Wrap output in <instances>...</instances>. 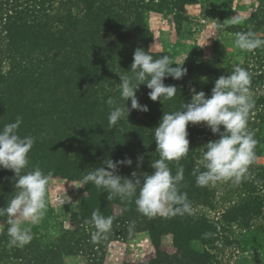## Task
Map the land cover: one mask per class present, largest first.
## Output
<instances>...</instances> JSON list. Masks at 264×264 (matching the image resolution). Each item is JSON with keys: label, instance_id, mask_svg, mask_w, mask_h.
<instances>
[{"label": "trees", "instance_id": "obj_1", "mask_svg": "<svg viewBox=\"0 0 264 264\" xmlns=\"http://www.w3.org/2000/svg\"><path fill=\"white\" fill-rule=\"evenodd\" d=\"M173 11L185 12L186 6H176L173 0H0V128L20 117L18 134L35 139L28 154L29 165L22 174L39 167L54 179L80 182L96 168H106L104 160L126 157L133 163L118 169L122 177L131 178L133 171L154 172L151 163L160 158L154 128L164 113L182 111V106L191 101L192 81L200 72L197 69L206 66L209 70L202 54L197 64L192 62L188 79H165L166 85L177 88L171 100L154 102L148 96L151 90L146 85L139 86L136 95L140 104L147 105V112L131 110L128 118L110 127L107 100L112 98L118 105L131 108L130 99L125 101L120 95V76H132L130 68L137 48L149 52L153 33L145 16L149 12ZM175 16L181 34L186 18ZM249 30L264 36V0H259V8L251 14L250 21L234 33ZM256 59H260L263 68L259 75L258 70L245 63L254 101L248 126L255 115L259 129H264V58ZM5 64L9 70L3 73ZM209 71L212 75L225 73L224 68ZM187 131L188 154L179 162H168V166L172 175L179 168L184 169V179L178 187L187 194L190 211L149 217L137 210L136 197L131 201L119 196L109 200L106 190L90 182L84 186L86 196L79 211L71 216L72 226L62 230L55 244H48L46 236L35 235L23 247L12 246L7 230L3 231L0 264H46L49 257L56 255L85 264H106L109 242L131 239L142 232L149 233L157 257L140 264H213L230 244L228 225L248 229L252 221L264 220V167L257 164L255 149L256 158L250 164L253 179L245 176L242 190L232 197L228 195L226 212L220 221H215L197 210L216 209L218 201L211 185L202 187L196 182L199 173L206 170L200 163L197 139L207 135L214 141L218 134L191 124ZM14 175L11 170L0 168V208L7 207L16 194ZM138 192L139 189L137 195ZM116 206L121 209L120 214L115 212ZM96 209L114 220L107 238L93 242L96 228L91 215ZM166 237L172 239L177 250L173 255L161 252ZM193 242L212 247L215 255L209 250L194 249Z\"/></svg>", "mask_w": 264, "mask_h": 264}, {"label": "clouds", "instance_id": "obj_2", "mask_svg": "<svg viewBox=\"0 0 264 264\" xmlns=\"http://www.w3.org/2000/svg\"><path fill=\"white\" fill-rule=\"evenodd\" d=\"M242 18L234 16L230 23H241ZM235 45L242 50L252 51L264 46V39L249 30L236 34ZM184 63V62H183ZM183 63L174 62L168 55L154 58L143 48H137L133 54L130 72L132 76H120V95L131 101V108L126 104L118 105L112 98L107 100L111 111L109 125L114 127L123 118H128L131 110L147 112V105L139 103L136 92L140 85H146L152 101L171 100L177 92L174 85H166L165 79L171 77L181 80L187 75ZM176 64L175 67L172 65ZM251 76L241 66H236L230 75H221L211 90V96L197 92L195 88L191 101L185 103L182 111L164 113L158 126L154 128V139L159 159L151 163L152 174L131 173V178L118 174L121 166H131V158L113 161L106 159L104 166L96 168L83 176L77 188L90 182L108 193V199L119 196L121 200L131 201L136 197L137 210L149 217L169 216L190 211L187 194L181 193L179 184L184 179L181 167L172 175L168 162H179L189 152L188 125L205 124L218 139L209 141L204 146L202 163L206 169L196 177L199 186L215 185L220 181L233 180L239 183L255 160L257 140L248 129V119L254 101L250 93ZM22 119L17 117L14 123L0 128V168L11 170L15 180L16 194L7 207L0 208V216H7V234L10 245L23 247L31 242L30 228L24 224L36 225L43 219L49 201L46 199L52 174H44L39 167L22 174L28 167V154L35 139L32 136H21L18 129ZM223 127V131L221 130ZM206 149V150H205ZM138 157V161H142ZM139 166V163H138ZM139 189L138 195L137 190ZM67 197V198H66ZM61 204L70 202L65 194L58 196ZM113 216L105 217L99 209L92 212L91 222L96 228L92 234L93 242L107 238L112 229Z\"/></svg>", "mask_w": 264, "mask_h": 264}, {"label": "rangeland", "instance_id": "obj_3", "mask_svg": "<svg viewBox=\"0 0 264 264\" xmlns=\"http://www.w3.org/2000/svg\"><path fill=\"white\" fill-rule=\"evenodd\" d=\"M173 2L176 6L184 3L186 11L149 12L145 16L146 25L153 33V40L149 45L150 53L157 58L168 55L174 62H184L183 67L187 68L186 79L189 77L192 62L197 64L201 54L207 63L205 65H208L211 71L224 68L225 73L223 74L227 75V72L236 66L246 69L245 63L247 62L250 69L258 70V75L261 73L263 68H261L260 59L256 58H264V51L262 52L264 46L252 51L242 50L235 45L236 34L234 33L250 21L251 14L259 8V0H173ZM174 14H177L179 18H186L182 22L183 32L181 34L178 33ZM234 16L241 17L242 22L230 23ZM232 27L233 33L230 32ZM257 36L264 39L261 34ZM172 66L175 67L176 64ZM8 70V65H3V73ZM197 70L200 72L194 76L193 88L197 92H205L206 96L210 97L215 81L221 75L216 73L212 75L206 66ZM254 117L255 115H252L248 128L257 140L255 148L258 152L257 164L264 167V129H259V123ZM196 126L200 129H209L203 123ZM209 141L212 140L207 135H202L197 139L198 146H200V163L203 159L204 146ZM252 170L249 165L245 174L246 179L254 176ZM245 176L239 183L228 180L211 185L217 191L216 209L199 207L197 210L215 221H220L228 206L226 203L228 195L232 197L242 190L241 185L246 180ZM78 186L79 182L70 179L52 178L46 197L49 203L43 219L36 225H22V227L30 228L32 239L35 235L46 236L48 244H55V239L57 236L60 237L62 230L72 226L71 216L79 211L82 199L86 196L85 187L77 188ZM65 194L70 198V202L63 205L58 202L57 197ZM114 210L117 214L121 213V209L117 206ZM8 227L7 216H3V219H0V234ZM227 227V235L231 238L230 244L225 251L219 253L213 264H264V220L252 221L248 229L237 224H230ZM107 246L106 264H140L157 257V250L148 232L138 233L131 239L109 242ZM192 247L200 252L209 250L214 255L216 253L212 247H206L200 242H193ZM161 252L167 255L177 252L171 238L166 237L163 240ZM46 264L85 263H80L72 257L56 255L49 257Z\"/></svg>", "mask_w": 264, "mask_h": 264}]
</instances>
